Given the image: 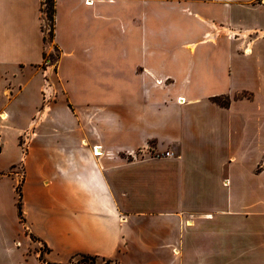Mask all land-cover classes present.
<instances>
[{
  "label": "crops",
  "instance_id": "obj_1",
  "mask_svg": "<svg viewBox=\"0 0 264 264\" xmlns=\"http://www.w3.org/2000/svg\"><path fill=\"white\" fill-rule=\"evenodd\" d=\"M52 45L0 0V264H264V1L55 0Z\"/></svg>",
  "mask_w": 264,
  "mask_h": 264
},
{
  "label": "rangeland",
  "instance_id": "obj_2",
  "mask_svg": "<svg viewBox=\"0 0 264 264\" xmlns=\"http://www.w3.org/2000/svg\"><path fill=\"white\" fill-rule=\"evenodd\" d=\"M264 1V0H263ZM45 50H46V58L45 59H43V64H42V66H43V68H45L46 66H45V61L47 60V62L49 61V59H48V56H52L53 58H55V56L58 54V51H57V49H55L54 48V46L52 45V42H49L48 44H45ZM50 62V61H49ZM55 62H56V60L54 59V61H51L50 63V65L52 66L53 65V67H52V69H54V66H55ZM51 100H53V98L51 99ZM1 113V112H0ZM35 128H37V125L35 126V127H33V131L35 130ZM29 137H30V134L29 135H26L25 133L24 134H22L20 137H19V144H20V146H22V149H23V147L24 148H26L27 147V143H28V141H29ZM28 138V139H27ZM27 139V140H26ZM14 159H18L19 161H21L22 162V160H21V149H20V147L18 148H16V147H13V145L12 144H9L8 145V147H7V149H6V151H5V153L4 154H2L1 156H0V160L2 161V162H4V163H7V162H9V161H11V160H14ZM11 173L12 172H17L18 173V176H17V187H20V184H21V181H22V177H23V172H22V167H20V166H15V168H10V170H9ZM22 201V200H21ZM30 209V208H29ZM22 210V209H21ZM41 229H44V227L42 226V227H40ZM47 234V233H46ZM48 237H51V235L49 234L48 235ZM31 239L33 240V241H36V239L34 238V237H32L31 236ZM20 240H21V242H24L25 243V240H23L21 237H20ZM51 243L53 244V237H52V240H51ZM38 245V246H37ZM37 245L34 247V249L36 250V251H38V250H40V252H39V257L41 258L42 256V254H43V251H45V248H44V246L42 245V244H40V243H37ZM55 254V258H57V257H60V255L59 256H57V254L56 253H54ZM43 257H44V259H46V262L47 261H50V260H52L53 259V255L51 256L52 257V259H51V257L50 258H47L48 256H46L45 254L43 255ZM62 258H63V256H62ZM81 257L80 256H77L76 257V259H80ZM53 261V260H52ZM88 261V263L89 264H92L90 261L91 260H87ZM30 263L31 264H33L32 263V261H30ZM27 264H29V263H27ZM35 264V263H34ZM93 264H101V261L99 260V261H96L95 263H93Z\"/></svg>",
  "mask_w": 264,
  "mask_h": 264
},
{
  "label": "trees",
  "instance_id": "obj_3",
  "mask_svg": "<svg viewBox=\"0 0 264 264\" xmlns=\"http://www.w3.org/2000/svg\"><path fill=\"white\" fill-rule=\"evenodd\" d=\"M54 15H55V0H40V30L42 32V39L43 44H48L52 42L53 34H54ZM56 49V47L54 46ZM46 58V50L43 52V59ZM58 54L53 58L52 56H48L50 61L57 60ZM215 101L219 102L220 104L225 105L227 101L221 99L220 97H214ZM16 194H17V210L20 215L21 213V206H20V198L21 192L20 188L16 187ZM87 260H91L90 262L93 264L95 263V257L89 255H82L80 259L76 260L75 262H69V264H89Z\"/></svg>",
  "mask_w": 264,
  "mask_h": 264
},
{
  "label": "built area",
  "instance_id": "obj_4",
  "mask_svg": "<svg viewBox=\"0 0 264 264\" xmlns=\"http://www.w3.org/2000/svg\"><path fill=\"white\" fill-rule=\"evenodd\" d=\"M50 61V60H49ZM47 62V60L45 61V68H43L44 69V72H46V70H51L52 69V67H53V65L51 66L50 64V62ZM46 80V79H45ZM53 96H54V92L49 88V83H48V81L46 80L45 81V84H44V87H43V89H42V108H48V105H49V103H50V101H51V99L53 98ZM40 112V111H39ZM41 116V113H38V118ZM1 118H3L2 117V115H0V119ZM37 118V119H38ZM33 127V126H32ZM31 127V128H32ZM25 134L26 135H29L30 134V131H25ZM31 136V135H30ZM30 138V137H29ZM28 139V138H27ZM26 139V140H27ZM2 142H3V131H2V125H1V123H0V148H1V145H2ZM24 148V147H23ZM25 149V148H24ZM93 153L95 154V155H99L100 154V151H99V149H100V146L99 145H96V146H93ZM170 153L169 152H165V155H169Z\"/></svg>",
  "mask_w": 264,
  "mask_h": 264
},
{
  "label": "bare ground",
  "instance_id": "obj_5",
  "mask_svg": "<svg viewBox=\"0 0 264 264\" xmlns=\"http://www.w3.org/2000/svg\"><path fill=\"white\" fill-rule=\"evenodd\" d=\"M5 115H2V117L4 118Z\"/></svg>",
  "mask_w": 264,
  "mask_h": 264
}]
</instances>
